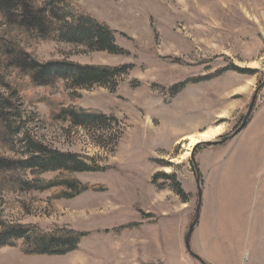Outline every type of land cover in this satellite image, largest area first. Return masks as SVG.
I'll use <instances>...</instances> for the list:
<instances>
[{
    "label": "rangeland",
    "instance_id": "1",
    "mask_svg": "<svg viewBox=\"0 0 264 264\" xmlns=\"http://www.w3.org/2000/svg\"><path fill=\"white\" fill-rule=\"evenodd\" d=\"M71 1L114 32L119 54L63 39L61 12L42 31L13 19V8L0 9V224L88 236L63 256L26 255L18 242L0 249V264H200L186 249L178 253L198 202L187 138L223 126L216 140L243 122L264 81V0ZM51 61L128 70L104 84L74 88L39 73L37 65ZM69 107L108 118L76 126L61 113ZM255 137L264 141V88L246 129L227 143L200 147L196 162L223 160ZM33 141L90 157L106 170L76 173L90 189L74 198H62L60 188L28 189L22 182L37 173L28 164ZM254 170L239 187L247 237L237 248L252 261L264 246L260 232H252L256 247L249 240L264 225V167ZM164 174L177 175L187 203Z\"/></svg>",
    "mask_w": 264,
    "mask_h": 264
},
{
    "label": "trees",
    "instance_id": "2",
    "mask_svg": "<svg viewBox=\"0 0 264 264\" xmlns=\"http://www.w3.org/2000/svg\"><path fill=\"white\" fill-rule=\"evenodd\" d=\"M13 8V19L27 28L43 31L45 20L52 14L61 12L62 25L60 34L70 43L86 45L93 51L119 54L114 32L103 22H100L77 8L71 0H0V9ZM39 73L44 77L55 75L67 79L74 88H85L94 84H104L109 79L125 74L124 67L90 66L71 61H51L47 65H37ZM43 80V78H41ZM70 122L76 126H86L90 123L103 122L108 117L93 110L79 107H69L61 111ZM34 147L29 151L28 164L37 169L33 180H24L22 186L28 184L32 190H50L60 188L62 198H74L90 189L76 177L80 172H102L106 168L97 165L90 157L78 154L63 153L46 148L42 143L33 141ZM46 172H57L55 180L39 178ZM159 176V175H158ZM157 176V177H158ZM157 177L153 180L156 184ZM172 180L173 187L184 203L189 201V195L182 189L176 174H164ZM94 189V188H92ZM0 249L7 246H17L21 242L24 254L33 256H63L77 250L79 244L88 236L86 232L57 228L45 231L35 225H4L0 224ZM128 228L122 227L121 230Z\"/></svg>",
    "mask_w": 264,
    "mask_h": 264
},
{
    "label": "crops",
    "instance_id": "3",
    "mask_svg": "<svg viewBox=\"0 0 264 264\" xmlns=\"http://www.w3.org/2000/svg\"><path fill=\"white\" fill-rule=\"evenodd\" d=\"M263 167L264 141L258 137L253 138L250 143L234 147L223 160L200 162L203 200L200 220L192 235L191 246L208 264H245L244 259L247 258L250 259V264H264V246L256 249L261 254L256 255L253 261L249 251L241 254L237 252V248L247 237V224L245 225L243 212L239 208V201L242 203L239 187L244 189L248 184L247 173L250 169L261 171ZM232 175L238 176L237 182L231 181ZM209 185L215 189L208 191ZM254 230L264 235V225L261 228L255 226L251 234ZM186 233H180V240L181 237L184 238V246H180L179 255L186 249ZM253 234L249 240L251 245L254 241L255 246L256 239ZM251 250H254L252 246Z\"/></svg>",
    "mask_w": 264,
    "mask_h": 264
},
{
    "label": "water",
    "instance_id": "4",
    "mask_svg": "<svg viewBox=\"0 0 264 264\" xmlns=\"http://www.w3.org/2000/svg\"><path fill=\"white\" fill-rule=\"evenodd\" d=\"M263 88H264V81L259 85V87H257V89L254 93V96L252 98L251 104L249 106L248 112H247L246 116L244 117L241 125L235 131H233L231 134H228L226 136H221L214 141L200 142V143L196 144L191 150L190 159H191V162L194 166V169L196 172V178H197L198 202H197V207L195 210L193 220L191 221L189 228H188V231H187L186 236H185V247H186V250H187V253L189 254V256L191 258L197 260L200 264H208V263L202 257H200L198 254H196L193 251L192 246H191L192 235H193L196 227L198 226V223L200 220V213H201L202 200H203V183H202V177L200 174V169H199V166H198V164L196 162V158H195L196 152L198 151V149L200 147H203V146H214V145H220V144L227 143V142L233 140L241 132H243L249 124L251 115L253 114V111H254L256 103H257L258 95Z\"/></svg>",
    "mask_w": 264,
    "mask_h": 264
},
{
    "label": "bare ground",
    "instance_id": "5",
    "mask_svg": "<svg viewBox=\"0 0 264 264\" xmlns=\"http://www.w3.org/2000/svg\"><path fill=\"white\" fill-rule=\"evenodd\" d=\"M223 132V126H218L215 128L208 129L205 132H200L198 134H193L190 135L187 138L188 144L186 145V153L185 155L190 156V152L192 148L200 143V142H205V141H213L216 137L220 136Z\"/></svg>",
    "mask_w": 264,
    "mask_h": 264
}]
</instances>
